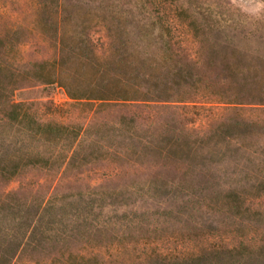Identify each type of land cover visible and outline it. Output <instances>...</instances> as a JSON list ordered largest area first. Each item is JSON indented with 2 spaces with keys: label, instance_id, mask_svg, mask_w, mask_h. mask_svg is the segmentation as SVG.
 Returning a JSON list of instances; mask_svg holds the SVG:
<instances>
[{
  "label": "rangeland",
  "instance_id": "374dc122",
  "mask_svg": "<svg viewBox=\"0 0 264 264\" xmlns=\"http://www.w3.org/2000/svg\"><path fill=\"white\" fill-rule=\"evenodd\" d=\"M40 1L0 0V60L16 55L23 66L57 55L55 15L43 10ZM48 1L53 10L57 0ZM65 1L81 10L75 22L90 11L85 21L97 52H107L111 37L96 22L116 11L121 19L107 22L131 29L119 36L123 41L155 54L158 70L177 74L181 82L174 89L201 91L194 95V107L178 102L134 109L140 121H154L156 140L167 121L184 135L206 132L225 113L227 104L214 101L217 92L226 97L238 92L247 101L264 90V0ZM165 51L170 58L164 63L160 58ZM15 97L34 100L39 115L55 120L83 121L91 113L89 107L74 105L65 115L48 114L44 101L68 99L60 87L35 83L18 89ZM239 139L209 142L214 155L205 165L215 176L206 182L198 175L187 189L177 184L186 166L180 169L174 162L118 169L113 163L101 164L61 180L32 170L0 180L2 225L10 224L19 208L28 219L50 195L55 194L59 207L66 203L52 213L51 222L45 221L51 224L46 232L50 236L42 245H27L12 264H156L157 258L176 260L233 246L264 252V187L244 181L236 187L242 198L227 196L235 185L232 177H241L256 155H264V130L253 137L243 130ZM114 190L122 193L116 199L107 196ZM247 264H264V258Z\"/></svg>",
  "mask_w": 264,
  "mask_h": 264
},
{
  "label": "trees",
  "instance_id": "16d2710c",
  "mask_svg": "<svg viewBox=\"0 0 264 264\" xmlns=\"http://www.w3.org/2000/svg\"><path fill=\"white\" fill-rule=\"evenodd\" d=\"M40 4L44 6L43 10L55 15L56 31L52 38L57 55L40 61H28L23 66L16 55H11L6 61L0 60V180L32 170L54 175L61 180L101 164L113 163L114 168L118 169L160 163L170 165L174 162L180 169L186 166L177 184L187 189L193 186L198 175L202 177L200 180L206 179V182L215 176L214 171L205 165V161H212L214 155L210 153L209 142L213 140L218 143L228 138L232 143L238 141L243 130L252 137L264 130V90L247 101H242V95L238 92L229 97L217 92L219 95L215 96L214 101L227 104L223 108L225 113L206 132L195 135L187 132L184 135L177 133L167 121L163 125L161 138L156 140L152 131L154 121H140L141 117L134 109L141 106L159 107L162 104L171 107L178 102L194 107L198 105L194 95L201 91L174 89L173 86L181 82L177 74L172 76L158 70L155 54L140 49L131 40L123 41L119 36L124 33L128 35L131 29L127 30L128 27L122 24L112 26L107 22L108 19H121L120 13L112 11L110 15L103 14L96 22L103 24L111 37L107 52L101 54L95 48L90 22L85 21L90 11H83L84 19L75 22L81 10L70 8L65 0H57L53 10H49L48 0H41ZM166 51L160 58L164 63L170 58ZM35 83L60 87L68 97L63 103L52 99L44 101L48 114L65 115L74 105L89 107L91 113L85 120L76 122L39 115L33 107L34 100L15 97L18 89ZM119 110L122 112L114 115ZM255 157L257 159L253 166L241 177H232L231 186L235 185L227 196L242 198L236 187L244 181L264 187V155ZM120 192L114 190L107 196L116 199L122 194ZM191 192L194 194L195 188ZM55 198L54 194L40 201L28 219H24L25 211L19 208L16 212L18 215L10 224H0V264H12L27 245H42L43 240L50 236L46 232H49L47 230H50L51 224H45V221L48 218L46 223L51 222L52 213H57L59 204ZM240 200L243 202L245 199ZM62 204L60 209L66 206V203ZM86 205L91 206L90 201ZM255 257L264 258V252L233 246L176 260L157 258L155 263L247 264Z\"/></svg>",
  "mask_w": 264,
  "mask_h": 264
}]
</instances>
